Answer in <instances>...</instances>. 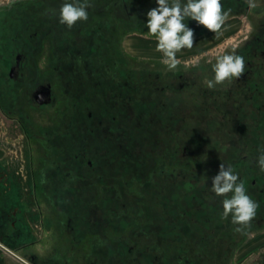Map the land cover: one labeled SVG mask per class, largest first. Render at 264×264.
<instances>
[{
	"label": "flooded vegetation",
	"instance_id": "flooded-vegetation-1",
	"mask_svg": "<svg viewBox=\"0 0 264 264\" xmlns=\"http://www.w3.org/2000/svg\"><path fill=\"white\" fill-rule=\"evenodd\" d=\"M261 1L249 8L246 0H221L231 11L218 43L225 47L237 30L234 50L246 68L230 87L215 90L196 79L204 55L192 62L194 74L173 85L120 62L117 37L127 28L148 30L156 0H89L88 20L71 29L59 22L66 0L0 3V264L216 259L220 249L212 239L238 233L231 217L222 218L223 197L210 191L218 163L209 141L218 136L215 118L225 116L228 122L219 124L229 125V148L221 158L260 205L249 229L264 223V172L257 165L264 151ZM244 11L257 18L247 16L242 29ZM184 23L194 41L213 34L190 18ZM127 43L135 49L134 39ZM142 44L155 48L157 41ZM57 104L54 117L32 116ZM183 135L197 150H179ZM248 264H264V250Z\"/></svg>",
	"mask_w": 264,
	"mask_h": 264
},
{
	"label": "clouds",
	"instance_id": "clouds-1",
	"mask_svg": "<svg viewBox=\"0 0 264 264\" xmlns=\"http://www.w3.org/2000/svg\"><path fill=\"white\" fill-rule=\"evenodd\" d=\"M4 0H0L3 3ZM13 0H7L10 5ZM158 7L147 12V36L157 41L156 50L162 53L161 63L168 70H175L182 62L177 53L191 49L194 44V30L184 21L188 18L196 21L213 33H219L228 20L230 11L223 9L221 0H156ZM249 8L257 7L256 0H246ZM89 0H70L62 4L59 10V22L71 29L77 22L87 21ZM244 58L231 53L219 55L212 66L214 78L207 81L209 89L226 81L231 83L245 73ZM257 165L264 172V151L257 157ZM210 191L222 199V218L231 217L236 225L235 231L244 233L250 227L260 205L247 194L243 181L231 165L221 163L219 172L212 178Z\"/></svg>",
	"mask_w": 264,
	"mask_h": 264
},
{
	"label": "rangeland",
	"instance_id": "rangeland-1",
	"mask_svg": "<svg viewBox=\"0 0 264 264\" xmlns=\"http://www.w3.org/2000/svg\"><path fill=\"white\" fill-rule=\"evenodd\" d=\"M261 1V0H259ZM257 2V0H256ZM262 2V1H261ZM264 3V2H262ZM255 17L254 13L251 12H243L242 14H239V22H241V26L242 29L243 28H248V26H245V24L247 23V20L249 19V17ZM232 17L233 14H232ZM235 20V19H234ZM236 25V24H234ZM231 26H229L230 28ZM226 28V27H224ZM222 28L220 30L219 33H213L211 36H209L208 39L206 40H215V42H212L211 45L207 46V47H199V45H201V43H204V41L206 40H196L194 41L193 47L191 49H186L182 54L177 53V58L182 62L180 65H178V67L175 70H168V68L163 65L161 63V59L162 56H159V54L157 53L156 50V46L154 48V46H149V45H145L142 44V42H153L156 41V39L154 37H148L147 36V31L148 30H143L144 28H142V26H138L137 28H127L126 30H124V32H122L120 34V36L117 37V42L119 43V52H118V57L120 58V62L123 64V66L127 69V70H133V71H152V72H157L160 73L162 76V79H164V81L166 83H169L171 85L176 84V83H182L185 80V76H189L190 74H194V71H191V65L193 64L192 62H196L195 60L200 58L201 55H204V62H199L197 64L195 72L199 73L198 77L196 79H198V84L201 87H207V81L210 79L214 78V73L212 71V68L210 67H206L207 65H204L205 62H214L215 63V59L216 57H218L219 55L225 54V53H231L234 49H235V40L237 39V34L236 31H234L233 34L226 36L225 38V42L226 45L225 47H223L222 44H219L218 42L221 40V35H222V30L224 29ZM146 31V32H145ZM134 39V43L136 44L134 48H132L127 42L130 40ZM212 40V41H213ZM228 43V44H227ZM225 44V43H224ZM146 48H150L148 50H146ZM141 49V50H140ZM148 52V53H145ZM214 53V54H213ZM117 57V58H118ZM178 73H183L185 75H180L183 76L182 78L178 77L176 74ZM179 82H178V81ZM234 82V80L229 83V82H225L224 84L221 85H217L215 88H213L214 90L216 88H221V89H226L227 87H230L232 85V83ZM197 86V85H195ZM199 88V87H198ZM196 87V89H198ZM61 108V104L60 105H55L54 108L51 110H47V111H42V112H37V114H35L34 112L32 113L33 117H36L37 115L46 117L52 114V116L54 117L56 115V110H60ZM223 111V110H221ZM236 111V110H235ZM213 113V111H211ZM191 119V118H190ZM227 117H219V118H215V122L217 123V129L214 128V133L216 132L217 135L213 134L212 140H210V144L209 147L210 149L214 148V156H215V161L218 163L219 167L221 165V163H223V160L221 158L222 152L223 151H227L229 146H228V142L226 140V130L225 125L229 127L228 125V121H227ZM188 121L186 122L187 125L189 123V127L193 126L194 123V119L189 120L188 117ZM221 121H227L224 123V125L219 124L221 123ZM187 127V128H189ZM204 127V125H203ZM227 127V128H228ZM205 128V127H204ZM211 131V129H209ZM229 130V128L227 129ZM212 132V131H211ZM220 134V135H219ZM187 137L189 138L188 135L186 136H182V138H184V143H182V148L179 150L181 152H189V150H191V148L193 149L192 146H190V141L189 139H187ZM179 145V144H178ZM199 145V144H198ZM180 146V145H179ZM187 146V149H186ZM189 146V147H188ZM175 146L174 144L171 146V148L173 149ZM193 150H197V149H193ZM192 150V151H193ZM179 151V152H180ZM186 156V155H185ZM184 158V156H183ZM185 159V158H184ZM187 161V159H185ZM217 165V166H218ZM182 167H184L185 165L181 164ZM216 166V170H214V174H218L219 172V167ZM187 167V166H185ZM188 168V167H187ZM183 171V169H181ZM137 181H139L138 178H136ZM133 195V194H132ZM129 196L131 197V194H129ZM44 207L43 211H47L48 213H56V209L53 208L52 206H48V207ZM255 224V223H254ZM259 225V224H257ZM249 229L250 227L246 228V230L244 231V233H241V235L237 234H233L231 232V236L230 239H232V241H229V236L227 233H219L217 234L213 239L212 242H215L217 245V249H220V251H218V253L216 254V259H214L213 255H211V258L209 261H206V264H215V262L217 264H248L250 261V258L256 254H258L259 252H261V250H264V223H262L260 226H257ZM248 229V230H247ZM228 241V243L226 242ZM225 242L227 243V251L224 252L223 249V245L225 244ZM51 246V245H49ZM48 248V246L46 247ZM230 249V251H229ZM50 250V249H48ZM207 250V249H206ZM222 251V252H221ZM38 254H46L43 253L44 251H38ZM41 252V253H40ZM223 253V257H219L221 254ZM226 253V254H224ZM210 254V253H209ZM8 264H20L19 262L15 261L14 262H9Z\"/></svg>",
	"mask_w": 264,
	"mask_h": 264
}]
</instances>
